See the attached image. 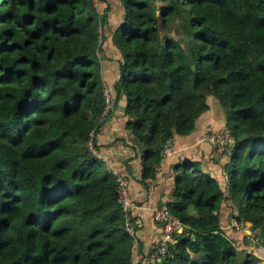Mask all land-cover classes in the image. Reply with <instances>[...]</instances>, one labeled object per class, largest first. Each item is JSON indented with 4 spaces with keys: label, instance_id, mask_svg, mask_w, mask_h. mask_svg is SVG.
<instances>
[{
    "label": "trees",
    "instance_id": "16d2710c",
    "mask_svg": "<svg viewBox=\"0 0 264 264\" xmlns=\"http://www.w3.org/2000/svg\"><path fill=\"white\" fill-rule=\"evenodd\" d=\"M98 1L0 0V264H134L146 224L162 236L89 150L118 109L143 187L167 142L193 143L163 204L184 229L154 264H261L246 241L264 245V0Z\"/></svg>",
    "mask_w": 264,
    "mask_h": 264
},
{
    "label": "crops",
    "instance_id": "0c3cea01",
    "mask_svg": "<svg viewBox=\"0 0 264 264\" xmlns=\"http://www.w3.org/2000/svg\"><path fill=\"white\" fill-rule=\"evenodd\" d=\"M107 116H109V119L104 125H102V127L105 128V131L99 136V143L105 144V148L101 149L98 153L100 158L106 162L107 168L111 167L118 172L125 171L124 174L127 173L129 189L135 202L133 212H138V214L142 216V221L144 223L146 221L149 222V217H152L153 210L162 208L164 202L168 199L167 195L172 187L170 165L178 160L188 157L187 155H189L191 150L194 149L193 143L190 141V144H188L186 143V139L177 138L173 142L175 154L168 158L166 157L162 161L161 166L158 168L159 175L157 181L151 185L149 184L146 187H143L137 183L139 180L138 160H132L133 151L127 147L130 135L126 132L121 133L120 130V110H113L111 115ZM110 121L112 122L110 123ZM120 136H123L126 140L124 143L118 141ZM146 226L141 242L136 247L134 261L143 262V259L145 258L144 256L150 251L152 243L154 242L156 232L154 233L149 229L150 223L146 224ZM157 236V239L161 237L160 234Z\"/></svg>",
    "mask_w": 264,
    "mask_h": 264
},
{
    "label": "built area",
    "instance_id": "2783aa9c",
    "mask_svg": "<svg viewBox=\"0 0 264 264\" xmlns=\"http://www.w3.org/2000/svg\"><path fill=\"white\" fill-rule=\"evenodd\" d=\"M105 95L106 103L109 104V93L107 90ZM207 132L208 134L205 136V140L217 145L218 152H223L226 146L232 143V138L226 131L221 133H209L210 129L208 128ZM90 137L89 150L93 155L100 158L98 151L94 148L92 143L94 138L93 134H90ZM173 154H175L173 141L167 142L163 148V156L170 157ZM107 169L117 178V203L121 207L122 211L127 215L135 207V202L129 189L128 180L122 177L117 170L111 167H108ZM153 219L155 222L162 225V236L154 242L150 253L143 259V262L146 264H154L160 257H163L168 252L169 245L173 242L174 235L181 233L184 229L182 223L178 219L172 217L164 207L153 210ZM126 226V230L131 233L132 227L129 224L128 219L126 220ZM247 252L256 257L261 264H264V245H262L261 242L255 241L252 246L248 247ZM134 264H139V262L134 261Z\"/></svg>",
    "mask_w": 264,
    "mask_h": 264
},
{
    "label": "rangeland",
    "instance_id": "374dc122",
    "mask_svg": "<svg viewBox=\"0 0 264 264\" xmlns=\"http://www.w3.org/2000/svg\"><path fill=\"white\" fill-rule=\"evenodd\" d=\"M95 6L98 7V8H100V6H101L100 5V1L95 0ZM212 110H213V121H211L212 124H217V125L219 124V126L225 128L224 127V123H225V110L221 107V105L217 101H214L213 102ZM200 140H202V139H200ZM231 148H232V146H230L228 149L231 150ZM230 150H226V151H223V152H218L217 154L224 155L225 153H227V155H229ZM220 158H222V157H220ZM222 180H223V178H222ZM232 225L233 226H236L235 223L231 221V226ZM250 226L251 225L249 223H245L243 226H238L237 230L239 232H241L242 234L249 235L250 234V231L248 229L250 228ZM255 241H259V240H256V239H253V240L252 239H248L246 241L247 242L246 245H248L247 246V249H248V247L252 246Z\"/></svg>",
    "mask_w": 264,
    "mask_h": 264
},
{
    "label": "water",
    "instance_id": "95a60500",
    "mask_svg": "<svg viewBox=\"0 0 264 264\" xmlns=\"http://www.w3.org/2000/svg\"><path fill=\"white\" fill-rule=\"evenodd\" d=\"M108 119H109V116H106V117L102 120L101 125H104Z\"/></svg>",
    "mask_w": 264,
    "mask_h": 264
}]
</instances>
